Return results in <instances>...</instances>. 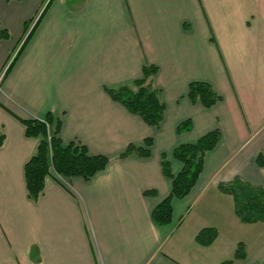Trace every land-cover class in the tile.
<instances>
[{"label":"crops","instance_id":"1","mask_svg":"<svg viewBox=\"0 0 264 264\" xmlns=\"http://www.w3.org/2000/svg\"><path fill=\"white\" fill-rule=\"evenodd\" d=\"M48 1L0 0V264H264V221L242 222L219 189L236 176L264 186V0H51L2 79L25 23ZM147 63L158 66L152 82L166 105L159 127L105 90L140 77ZM194 80L223 99L192 101ZM48 111L64 141L110 161L89 180L47 175L34 200L24 166L40 138L20 118ZM186 118L192 129L177 132ZM214 128L221 139L197 182L172 199V220L155 224L152 210L172 188L162 154L177 173L174 147ZM146 137L149 156H119ZM205 227L218 231L210 245L196 239Z\"/></svg>","mask_w":264,"mask_h":264},{"label":"trees","instance_id":"2","mask_svg":"<svg viewBox=\"0 0 264 264\" xmlns=\"http://www.w3.org/2000/svg\"><path fill=\"white\" fill-rule=\"evenodd\" d=\"M51 0L47 2L39 16L31 27L32 20L25 23V38L15 52L2 79L11 70L15 61L24 49L33 31L43 16ZM7 35V34H5ZM158 71L155 64H145L142 75L132 82L118 87H105V90L116 101L120 102L127 110L139 115L147 124L159 127L164 118L165 102L161 98V90L154 86L153 75ZM188 96L194 101H200L204 106L211 107L223 96L217 92L210 82L194 80L189 83ZM25 126L27 136L39 137V142L26 161L24 166L25 181L28 196L38 199L45 188V178L52 175L69 179L80 176L85 180L91 179L98 171L106 168L110 157L103 153H93L88 146L80 140L64 141L60 136L61 119L48 111L44 117L20 118ZM193 127L191 118L180 121L176 127L177 132H186ZM221 139V130L214 128L195 141L185 142L174 147L173 158L182 162V168L174 173L171 160L166 153L162 154L161 165L165 176L171 179L172 188L170 193L162 199L152 210L151 217L155 224L163 225L172 220V199L185 197L197 182L204 168L205 156L208 151L215 148ZM3 134L0 133V144ZM153 144L152 137H146L143 144L130 143L119 154L120 157L131 153L141 156H149L150 147ZM263 163L262 156L257 159ZM219 189L231 195L234 199V211L237 217L245 223L264 221V186L255 185L240 176L221 182ZM155 189L145 190V194H154ZM218 231L215 227L201 229L196 239L200 244L210 245L216 239ZM245 255L243 243L238 244L237 257Z\"/></svg>","mask_w":264,"mask_h":264}]
</instances>
